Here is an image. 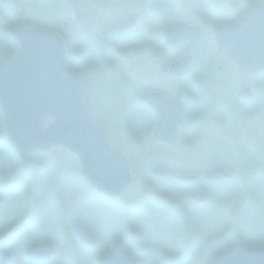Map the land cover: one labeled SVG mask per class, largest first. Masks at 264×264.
<instances>
[{"label":"flooded vegetation","instance_id":"obj_1","mask_svg":"<svg viewBox=\"0 0 264 264\" xmlns=\"http://www.w3.org/2000/svg\"><path fill=\"white\" fill-rule=\"evenodd\" d=\"M187 2L196 13H194L195 18L190 20H186L182 12L183 5L186 7ZM172 3L173 0H143L141 8L137 9L136 1L124 0L122 4L119 2L118 10L116 9L119 11L118 24H114L111 28L104 27L101 31L102 46L109 53V62L124 63L136 74V71H133L135 66L132 65L137 64V67H141L147 62V58L153 55L157 62L156 70H152L147 80H134L133 83L145 85L146 92H156L172 99L175 96V85L170 82L168 67L165 73L162 69L168 64L169 51L173 49L166 30L183 23H188L191 28H200L204 36L195 44L185 41L176 45L173 49L176 50L173 63L186 55L184 46L190 44L198 45L203 49L201 54L194 51L193 56L199 58L206 53L210 59L212 58L210 61L212 66L200 71L202 80L203 77L213 76L222 71L224 64H217V59L224 57L225 62L236 66L244 78L239 77L238 81L233 78L227 85L222 78L218 81L219 79L215 77L214 83L223 82V86L228 87L226 89L231 92L233 99L241 100L243 114L246 110L248 112L247 141H242V147L246 149V144L250 143L253 151L240 154L264 158V148L259 146L264 140V99L263 102H259L255 97L256 89L260 91L264 86V39L259 41L263 51L257 40L259 38L257 30L260 27L258 22H261V17L264 16V0H178L175 7L177 12L171 9ZM121 7L124 8L119 10ZM246 17L248 22L242 29H245V35L254 37L253 41L257 46L252 52L257 51L259 55L254 58L258 62L255 67L258 71L249 72L250 74L240 71L233 59V52L227 48V46L232 47L235 36L240 35L236 34L235 30ZM176 22L178 24L173 26ZM100 25L99 29L102 28V23ZM209 28L212 31L211 35L205 32ZM192 30L194 29H190ZM216 37L220 39L222 48L218 45ZM93 39L98 40V38ZM143 40L153 41V44ZM137 48L146 56L140 54L134 60L131 52ZM215 66L219 72H216ZM195 67L197 66L194 65L193 68ZM193 68L184 79L197 75ZM158 69L161 70V74L157 73ZM250 80L254 82L250 83ZM216 96L217 93L213 95ZM185 103L183 126L188 122L186 117L191 111L188 110L191 106L189 102L185 101ZM149 110V114L152 115L148 118L150 117V123L154 124L157 121L156 115L153 114L155 111L152 108ZM258 113H261L262 117L254 120L252 117ZM191 114L195 115L192 112ZM218 116L222 115L218 114ZM137 117L141 115L137 114ZM256 123L262 127L261 137H257L253 131L258 127ZM0 127L3 130L0 134V264H100L101 258L113 250L118 240L122 241L123 247L137 264H197L196 252L182 248L179 240L172 247L168 242L167 234L160 232L157 227L155 223L157 219L151 216L145 218L148 229L151 230L148 233L139 230L133 222L127 221L125 225L119 223L113 239L108 236H98L97 247L90 248L83 235L81 237L76 233L75 225L77 218L85 222L81 216H84L89 209L88 201L83 199L88 197L89 190L81 175L75 189L83 202L81 206L79 204L77 206L74 204L73 175L58 168L59 160L61 161L58 160V152L34 154V161L25 168L21 164L19 154L8 140L1 109ZM75 214L79 215L75 216ZM245 242L249 247L261 245L264 247V234L249 236ZM132 258L130 264H133Z\"/></svg>","mask_w":264,"mask_h":264},{"label":"water","instance_id":"obj_2","mask_svg":"<svg viewBox=\"0 0 264 264\" xmlns=\"http://www.w3.org/2000/svg\"><path fill=\"white\" fill-rule=\"evenodd\" d=\"M247 22V17L241 20L235 30L240 35L235 36L233 46L229 48L240 68L249 73L258 71L255 69L258 62L254 58L259 55L257 51L252 52L257 46L254 37L245 35V29H242ZM257 32L259 45L264 39V26ZM166 34L175 42L192 36L187 25L170 29ZM12 36L19 41L20 47L15 54L5 56L0 62V108L9 141L19 153L23 166L28 167L32 161L29 153L61 146L80 159L83 176L98 192L117 199L135 182L131 166L113 147L104 128L94 118L92 89L87 80L68 68L64 40L57 33L43 28H15ZM259 47L262 50V46ZM185 64L189 66L188 57L173 65L171 72L183 74ZM141 100L151 104L161 117L155 139L174 143L184 112L182 108L177 112L173 105L167 104L182 107L181 93L172 102L153 94L145 95ZM48 120L52 123L45 130ZM228 176L223 169H215L207 177L218 180ZM195 197L204 200L201 194ZM76 226V233L83 235L90 246H95L92 232L85 230L79 222ZM242 247L239 243L220 253L213 264H264V250H243ZM101 263L132 262L118 242L115 250Z\"/></svg>","mask_w":264,"mask_h":264},{"label":"rangeland","instance_id":"obj_3","mask_svg":"<svg viewBox=\"0 0 264 264\" xmlns=\"http://www.w3.org/2000/svg\"><path fill=\"white\" fill-rule=\"evenodd\" d=\"M66 1L67 0H56L57 4H58V2H60V4L65 8H68V7L70 8L72 4L75 5L74 3H69L68 1L67 2ZM123 1L124 0H84L83 5L77 11H75L74 16H73L75 24H77L76 25L77 31L81 32L83 37L85 38L84 44H86L88 42H93L92 40H94L93 38H95V35H97V30H98L99 26L101 27V25H100L101 23H102V28H100V30H99L100 33L104 27L111 28L114 26L115 21H116V17H117V15H119V13L116 10H113L112 14L104 15L103 11H105V10L110 11V9L113 6V3L117 4L118 2H120L122 4ZM135 1H136L135 7L137 9L141 8L143 0H135ZM0 2H1V0H0ZM5 2L7 4V9L6 8H0V11H3V10L6 11L8 9H14L13 13L17 18H16V20H14L16 22L12 21L13 23L23 24L22 26H24V25L29 26V25H32L31 22H33L35 19H37L36 18L37 15H34L31 12L32 7H31V10L29 11V14L27 16L22 15L20 9H21V6L24 2L26 4V0H2L0 7H3L2 5ZM56 2H54L51 6L47 7L46 9L40 5H37L36 7L38 8V11L40 13H43L45 10L52 9L49 13H47L45 15L44 18L47 19V18H50L51 14H53L55 11L61 9V7H60L61 5H56ZM173 2H176V0H173ZM79 3H81V2H79ZM25 4H24V6H25ZM64 4L68 5V6H65ZM75 6H77V5H75ZM122 8H124V7H121L119 10H121ZM182 12L184 13V16L186 17L185 18L186 20H190L192 18H195V16H196V15H194V13H195L194 9L192 6H190L189 2H187L186 7L183 5ZM4 14L8 17L11 15V12L8 11V12H5ZM67 15H65V16H67ZM1 19H4V18H1ZM49 20H50V22L52 21L51 18ZM104 25H106V26H104ZM8 26H9L8 21H6L4 19L3 21L0 22V31L2 30V31L7 32ZM72 32L75 34L76 30H73ZM205 32L207 34H210V35L212 34V31L210 28H209V30H207ZM101 36H103V33H101ZM195 42H197V40H195ZM195 42H192L191 44H195ZM184 49H185V52L186 51H192V52L203 51V49L200 48L198 45L192 46L190 44L188 46H184ZM3 50L6 52V48H4V49L0 48V51H3ZM131 53L133 54L134 60H136V58H138L140 56V54H142L143 56H146V54L143 53L142 50L138 49V48H137V50H134ZM90 58L94 61V63L91 65L90 70L97 73V76H100V74H102L107 69V67L105 65H103V61L99 60V56H95L92 51L90 53ZM211 60H212V58L210 59L209 55L208 54L206 55V53L203 56H200L198 58L197 67L193 68L195 73L197 74L196 75L197 78L201 77V74H200L201 70L205 69L208 66H209L208 68H210L212 66V62H210ZM216 61H218L217 64H219V63L224 64L222 71H220L219 74H214L213 76L209 75V76L203 77L204 78L203 79L204 85L201 87V89H196V90L190 89V88H192V86L187 84V83H190L189 81H186V84H185L186 93L190 94V96H191V97H189V95L185 96V100H187L189 102V104H191V106L188 109L192 110L193 106L196 108L199 107L200 109L193 110L194 112L189 111L190 115L188 114L186 117L188 122L184 125L186 131L181 133L180 140L178 141V144L173 145L174 147L170 148L169 146L167 147V145L162 144V143L156 144V143H153L152 140H149L148 142H143V140L147 141L145 139V137H148L149 133L152 134L153 129H154V125L151 124L150 121H149V124H147L146 126L145 125H144V127L142 126V121H146L145 119H148L147 118L148 116H146L143 111H141L142 112L141 117L134 119L135 120L134 124L141 126V128H139V130H138L141 135L135 134L134 132H131V133L125 132L127 135H122V131H124L123 128H122V131L120 128H117L119 133L115 134V136H117L118 138L120 137V141H118L117 140L118 138L116 137L115 144L117 145L118 148H121V149L129 152L130 156L137 158L136 163H139V165H132V171H133L134 176L137 179V183L134 184L117 201L118 203H121V205L123 207H125V208L129 207L130 210H132L133 207H138L139 201H141L143 199V190L144 189H149V190L155 191L153 186L161 184L159 181H161L162 178L161 177H155L153 175H151V177H149L148 175H145V174H146V171H148V170H152L154 168L162 169V168L166 167L164 165V163H166L168 165H170V163H172L174 165V167L177 169H180V167L182 166L181 168L186 171V173H182V174L197 175V176L201 177L199 175V171H197V170L195 171L196 165H197L196 164L197 159H199V158L194 159L193 162H189L188 160L190 159V156L201 157L200 160H203V159L208 160L211 157V155H209L210 150L212 149L211 146L213 145L214 147H216L215 143H217L216 140L218 137H220V136H218L220 134H223V136L225 138H227V139H225V138L222 139V141H224L225 143H227V142L231 143L232 153H234V154L236 153V155L239 154L240 157L242 156V154H240L241 152H243L242 141H244V142L247 141L246 128L249 127V126H247V123H246L247 122L246 116H247L248 112L246 110L243 114V110H242L243 105L240 104L241 100L233 99L232 95L230 94L231 92H229L228 89H226L228 87L223 86V82H221L220 84H215L214 80H215V77L219 79L218 81H221V78H222L224 80V82L228 85V82L231 79L234 78L236 81H238L239 77L244 78V76L241 75V73L236 69L235 65H233L227 61L225 62L224 57H222V59H217ZM156 63L157 62H156L155 58L153 57V55H151L150 58H147V62L145 64L141 65V67L140 66L137 67V64L136 65L133 64L132 66H135V69L133 71H136V74H138V72H139L140 75L141 74L145 75L146 73L148 74V73H150V71L156 70V68H157ZM109 67H110V64H109ZM215 70H216V66H215ZM117 71H119V69ZM216 72H219L218 69ZM157 73L161 74V70L158 69ZM108 74H109V76L105 77L109 81V83L107 85V89L112 91L110 78L113 79L114 72L108 71ZM134 75L135 74L132 72L130 74L131 78H134ZM117 77L119 78V75ZM131 80H133V79H131ZM123 82H124V77H123ZM170 82L173 85H176V87L178 85H180L179 81L175 82L172 79H170ZM249 82L252 83L254 81L250 80ZM101 83L102 84L99 86V88L98 87L95 88V84H94V90L103 91V93H104L103 94V99H104L103 104H106L107 101H105V98H108L107 94H106L107 92L106 93L104 92V87H105L104 82L101 81ZM127 85H128L127 86L128 91H129V89H134L136 87V86L134 87L132 81H127ZM244 86H246V85H244ZM176 87L174 88V91H175ZM263 87L264 86L261 87L260 91H257L258 89H256V91H255V93L257 92L255 94V97H256V99H259L258 100L259 102H263L262 100L264 99ZM129 92L132 93V91H129ZM113 93H116V92H113ZM215 93H217V96L213 97V95ZM134 102L135 101H133V100H131V102L127 101L124 105H123V103H121V105H120L118 103V101L115 102V100H114V102H109L108 105H110V106L109 107L107 106V107L113 111V113L111 112V114L109 115L110 119L112 117H117L118 121L121 124L124 123V121H123V110H124V112L128 111V113H129V111H133V109H134L133 103ZM99 103H100V101L98 102V105H99ZM185 107H186V105H185ZM104 108L105 107H103V110H104ZM191 112L194 113L195 115H192ZM219 112H221V113H219ZM218 114H220L222 116L219 117ZM242 114H243V116H242ZM260 117H262V115H261V113H258L256 116H253L252 118L254 120H257ZM256 125L258 127H257V129H255L253 131H255V135L257 137L258 136L261 137L262 127L258 123H256ZM187 133H189L190 136L193 135V139L197 143L199 141H201L202 145L200 147L196 146V148L193 147L191 149H187L185 147V144H187L189 146L191 145L187 141H186V143L184 142L183 137L186 136ZM146 134H148V135L146 136ZM127 136L129 137V140L126 138ZM142 138H143V140H142ZM140 139L142 140L143 149H134V148H140ZM228 139H229V141H227ZM123 140H126L127 143H123ZM130 142H131V145L128 144ZM259 146L264 148V140H262L260 142ZM249 147L250 146L248 145L247 151L249 150ZM254 148H256L255 145H254ZM141 151H143V152L141 154H139V152H141ZM170 152H172V153H170ZM202 155L204 156V158H202ZM184 158H186V159H184ZM231 159H232V157L229 159V162L225 166V168L230 166V165L235 167V163L232 162ZM148 160H150V163ZM142 161H143V163H142ZM73 163L76 165V163L74 161H73ZM215 166H220V165H218V163H216ZM215 166H211L208 163H204V164L200 165L201 168H205V170H208V171ZM257 167L258 166H256V168ZM142 171H144L145 174ZM256 171L258 173L260 172V174L263 173V175H264V163L261 164V166H259V168ZM201 173H203V170L201 171ZM245 176H246V174H244L243 177H245ZM257 177H258L257 175H255L254 178L248 177V179L246 181L247 184H250L253 180L257 179ZM145 178H152V183H150L149 186H146ZM189 183L200 186V187H202V189L204 188L203 186H208V183L205 185V182H203L201 179L196 181V182H189ZM189 183H187L188 187H189ZM181 194L183 195L181 197V201H185V198H187L188 193L184 192ZM213 198H214V195L212 194L210 199H209V203L212 202ZM96 200H98V202H96V204L102 210H108L105 203H103L100 199H96ZM260 203H264V201H260ZM230 206L232 207V205H230ZM176 207H179L178 209H176V211L180 212L183 210L184 205L181 202H179L176 205ZM228 208H229V206H228ZM237 213H240V211L237 210ZM175 219L180 222V220L178 218H175ZM223 220H224L223 217L218 215V221L222 222ZM193 221L194 220H192V222H191V225H192L191 231L194 235L200 236L201 233H200L199 229H197L193 225ZM247 223L252 228H257L258 226L264 227V212L261 211L257 214V217L249 218ZM224 226L227 227L226 230H228L229 232H231V227L233 229H236L235 222H232V221H228L227 223L224 224ZM219 227H220V229H222L223 226H219ZM211 230H213V229H211ZM226 230H225V232H226ZM225 232H223L221 235L218 236V238L217 237L216 238L223 240L225 238L224 236L227 235V233H225ZM181 233H185V230L182 229L181 231H179L178 235H180ZM217 242H222V241L217 240Z\"/></svg>","mask_w":264,"mask_h":264},{"label":"bare ground","instance_id":"obj_4","mask_svg":"<svg viewBox=\"0 0 264 264\" xmlns=\"http://www.w3.org/2000/svg\"><path fill=\"white\" fill-rule=\"evenodd\" d=\"M36 11H37V9L35 8L34 9V12H36ZM170 148H172V147H170ZM170 153H172V152H170ZM127 161H128V159H127ZM196 192L199 193V194H211V193H214V194L219 195V196H221L223 198H226L227 197V190H226V188L224 186H220V185H208L206 188H203V189L196 187ZM122 195H124V194H122ZM122 195L119 196L118 198L120 199V197H122ZM180 199H181V196H180ZM191 206H192V204L191 203H188L187 204V209H189ZM234 209L236 211L237 210L242 211L243 210V207L241 205H237V206H234ZM199 214L202 215V217H205V216H208L209 215V212L208 211H204V210H200L199 211ZM213 223H214V228H215L216 232L218 233V236L221 235L223 232H225V230H226L227 227H225L223 225V223H224L223 221L222 222H219L218 220H215V221H213ZM219 226H223L222 229H220ZM225 233H228V230H226ZM202 255H203V257L204 256H207L208 255V252L203 253ZM201 257L202 256L199 255V259Z\"/></svg>","mask_w":264,"mask_h":264},{"label":"trees","instance_id":"obj_5","mask_svg":"<svg viewBox=\"0 0 264 264\" xmlns=\"http://www.w3.org/2000/svg\"><path fill=\"white\" fill-rule=\"evenodd\" d=\"M44 5H45V7L47 8V7H49V2L47 1V0H45L44 1ZM56 17H58V19L60 20V19H62V20H64L65 18H66V16H65V13L64 12H60L59 10L57 11V15H56ZM53 19H54V15H53ZM52 19V20H53ZM41 23H43V24H45V25H49V26H54V24L55 23H53V22H49V20H47L46 18H43L42 19V21H41ZM43 24H41V25H43ZM44 26V25H43ZM4 40H3V39ZM0 45H2V46H4L5 48H6V51H11V50H13V48H14V43H13V41L9 38V36H7V35H4L3 37H0ZM0 56H1V51H0ZM242 166H245V167H248L249 165L247 164V162H245V160H242ZM161 189H160V192L161 193H164V192H168V191H166V189L164 188V187H160ZM169 188V193H172L173 191H172V188H170V187H168ZM219 199H223L224 200V198H220L219 197ZM91 217L94 219V220H96L97 218H98V215L95 213V212H93V211H91ZM93 219H91V220H93Z\"/></svg>","mask_w":264,"mask_h":264}]
</instances>
